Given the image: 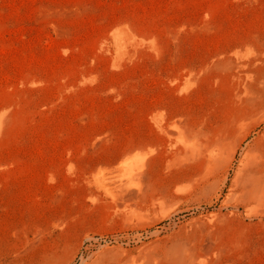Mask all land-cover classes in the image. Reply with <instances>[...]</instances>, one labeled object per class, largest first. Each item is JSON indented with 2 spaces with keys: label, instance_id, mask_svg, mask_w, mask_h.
Returning a JSON list of instances; mask_svg holds the SVG:
<instances>
[{
  "label": "rangeland",
  "instance_id": "obj_1",
  "mask_svg": "<svg viewBox=\"0 0 264 264\" xmlns=\"http://www.w3.org/2000/svg\"><path fill=\"white\" fill-rule=\"evenodd\" d=\"M262 141L264 0H0V264H264Z\"/></svg>",
  "mask_w": 264,
  "mask_h": 264
},
{
  "label": "bare ground",
  "instance_id": "obj_2",
  "mask_svg": "<svg viewBox=\"0 0 264 264\" xmlns=\"http://www.w3.org/2000/svg\"><path fill=\"white\" fill-rule=\"evenodd\" d=\"M245 138H247V136L243 139ZM261 147L262 149L258 148L254 150L253 153L247 154V158L253 159V161H247L244 165L246 169V178L244 180L245 187L256 185L264 175V141H262Z\"/></svg>",
  "mask_w": 264,
  "mask_h": 264
}]
</instances>
